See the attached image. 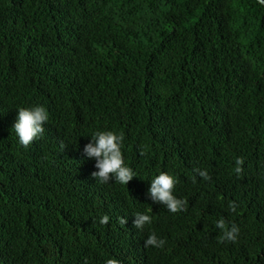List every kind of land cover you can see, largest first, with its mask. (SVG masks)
I'll list each match as a JSON object with an SVG mask.
<instances>
[{"label":"trees","instance_id":"trees-1","mask_svg":"<svg viewBox=\"0 0 264 264\" xmlns=\"http://www.w3.org/2000/svg\"><path fill=\"white\" fill-rule=\"evenodd\" d=\"M35 106L49 120L25 148L13 125L19 108ZM97 131L123 134L143 191L161 172L176 178L187 210L149 198L152 223L132 226L136 212L91 177L95 161L82 154ZM220 218L238 226L236 243L217 242ZM153 232L162 248L144 247ZM108 259L264 264L257 0H0V264Z\"/></svg>","mask_w":264,"mask_h":264},{"label":"clouds","instance_id":"clouds-1","mask_svg":"<svg viewBox=\"0 0 264 264\" xmlns=\"http://www.w3.org/2000/svg\"><path fill=\"white\" fill-rule=\"evenodd\" d=\"M49 120V114L43 106H35L32 108H19L17 110L16 121L13 125V131L18 137L21 146L27 148L34 140L41 138L44 133V125ZM124 141L123 134H116L112 131H97L92 134L91 141L87 143L82 154L95 161V169L91 173L100 184L110 185V194L120 204L127 206L136 212L132 226L137 229H143L145 225L152 223L153 212L149 205V198L155 204L163 205L170 213L183 212L187 210V201L178 199L173 195L177 180L166 172H161L150 183L148 191H143L142 184H137L140 178L137 171L124 163L123 153L121 151ZM65 145H61L64 149ZM140 155H145V151L141 150ZM244 160L237 157L235 160L234 171L239 177L243 168ZM203 180L207 181L210 176L207 170H194ZM195 182V178H193ZM109 183V184H110ZM238 205L232 201L228 204L230 213L237 212ZM109 217L103 215L99 219V224L104 226L109 222ZM122 226L127 222L120 218L118 221ZM215 227L220 230L221 235L217 242L223 244L225 242L236 243L239 228L236 224L229 225L224 218L216 221ZM165 240L158 238L155 233L148 235L144 241V247L162 248ZM105 264H122L115 259H108Z\"/></svg>","mask_w":264,"mask_h":264},{"label":"water","instance_id":"water-1","mask_svg":"<svg viewBox=\"0 0 264 264\" xmlns=\"http://www.w3.org/2000/svg\"><path fill=\"white\" fill-rule=\"evenodd\" d=\"M260 4L264 5V1L263 0H257Z\"/></svg>","mask_w":264,"mask_h":264}]
</instances>
